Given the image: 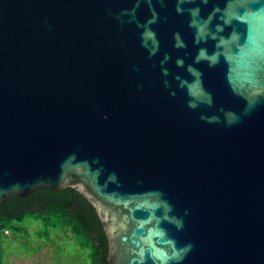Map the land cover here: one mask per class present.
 <instances>
[{
	"label": "water",
	"instance_id": "obj_1",
	"mask_svg": "<svg viewBox=\"0 0 264 264\" xmlns=\"http://www.w3.org/2000/svg\"><path fill=\"white\" fill-rule=\"evenodd\" d=\"M67 187L108 264H264V0H0V207Z\"/></svg>",
	"mask_w": 264,
	"mask_h": 264
},
{
	"label": "trees",
	"instance_id": "obj_2",
	"mask_svg": "<svg viewBox=\"0 0 264 264\" xmlns=\"http://www.w3.org/2000/svg\"><path fill=\"white\" fill-rule=\"evenodd\" d=\"M28 218L45 226L40 239L50 230H69L79 246L89 250L90 264H108L109 243L102 221L95 206L76 187L41 189L26 198H10L0 207V264L5 232H21V224Z\"/></svg>",
	"mask_w": 264,
	"mask_h": 264
},
{
	"label": "rangeland",
	"instance_id": "obj_3",
	"mask_svg": "<svg viewBox=\"0 0 264 264\" xmlns=\"http://www.w3.org/2000/svg\"><path fill=\"white\" fill-rule=\"evenodd\" d=\"M21 226V232L4 236L2 264H90L89 250L69 230H50L40 239L42 223L28 218Z\"/></svg>",
	"mask_w": 264,
	"mask_h": 264
},
{
	"label": "built area",
	"instance_id": "obj_4",
	"mask_svg": "<svg viewBox=\"0 0 264 264\" xmlns=\"http://www.w3.org/2000/svg\"><path fill=\"white\" fill-rule=\"evenodd\" d=\"M5 235L7 236V235H10V232L9 231H6L5 232Z\"/></svg>",
	"mask_w": 264,
	"mask_h": 264
}]
</instances>
